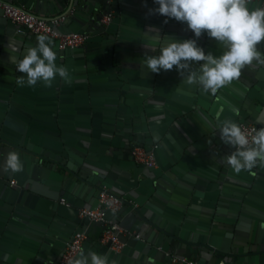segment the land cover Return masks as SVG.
<instances>
[{
  "label": "crops",
  "instance_id": "1",
  "mask_svg": "<svg viewBox=\"0 0 264 264\" xmlns=\"http://www.w3.org/2000/svg\"><path fill=\"white\" fill-rule=\"evenodd\" d=\"M5 1L45 16L70 9L63 27L92 37L72 51L53 40L57 65L73 77L70 85L57 77L51 87H22L23 74L10 56L22 58L38 36L18 34L0 9V264H57L77 228L87 232L81 251L106 254L116 264H177L166 251L264 264V167L234 173L224 163L234 148L221 142L217 127L226 118L261 127L264 67H245L213 96L185 84L175 67L156 74L142 65L145 44L158 42L149 53L158 55L166 36L195 38L186 24L146 16L158 7L153 0L147 7L144 0ZM249 7H259L258 0ZM110 9L114 16L104 31L100 19ZM198 45L215 56L223 51L206 35ZM257 47L264 53V42ZM145 141L159 145L155 168L130 153L131 145ZM10 151L21 158L19 173L3 171ZM103 185L126 199L108 217L141 235L126 234L128 247L118 255L98 243L97 224L77 217L76 207L95 205ZM21 189L75 205L48 214L23 204Z\"/></svg>",
  "mask_w": 264,
  "mask_h": 264
},
{
  "label": "clouds",
  "instance_id": "2",
  "mask_svg": "<svg viewBox=\"0 0 264 264\" xmlns=\"http://www.w3.org/2000/svg\"><path fill=\"white\" fill-rule=\"evenodd\" d=\"M252 0H153L158 7L149 8L146 16L161 15L166 17L164 23L174 19L186 24L195 38L177 41L166 36L159 45V54L155 52L157 44H145L146 49L142 65L152 73L167 72L175 67L182 81L189 86H198L204 93L215 96L222 88L237 81L245 67H264V53L258 45L264 42V6L250 8ZM147 7L146 0L144 5ZM206 35L221 45L223 51L219 56L198 45V40ZM16 51L15 48L12 49ZM16 70L22 73L17 80L20 86L35 87L42 83L51 87L59 77L66 84H71L70 71L58 66L54 41L47 35L37 38L35 47H28L22 58L10 56ZM193 64L198 67L193 68ZM184 73H187L186 79ZM256 123L261 125L246 133L231 118L217 121L219 138L222 143L234 148L224 158V163L237 175L248 172L257 166L264 167V110H261ZM23 163L17 152L10 151L3 165V171L19 173ZM150 215V213H149ZM137 251L133 259H138ZM72 264H116L106 254L83 251Z\"/></svg>",
  "mask_w": 264,
  "mask_h": 264
},
{
  "label": "built area",
  "instance_id": "3",
  "mask_svg": "<svg viewBox=\"0 0 264 264\" xmlns=\"http://www.w3.org/2000/svg\"><path fill=\"white\" fill-rule=\"evenodd\" d=\"M111 2L112 0H106ZM259 7L264 6V0H258ZM0 8L3 10L4 16L9 18L17 25V31H27L37 35H47L50 39L57 42L59 49L77 48L83 46L90 34L82 31H64L61 29L65 20L72 11L68 10L59 15L45 16L37 14L23 5L15 4L9 1L0 0ZM114 13L110 9L101 16V23L107 26L113 19ZM239 125L246 132L251 134L252 129L259 127L253 122H240ZM152 147H157V144H152ZM152 148V149H153ZM147 149L142 144H135L131 148V155L135 162L142 164L146 167H157V161L153 150ZM12 185H15L14 179L10 180ZM62 203L70 206L64 198H61ZM123 205L122 199L115 194L112 190L104 186L98 195V204L91 207H79L78 217H88L94 222H99L102 225V230L99 236V242L107 245L111 250L120 252L125 246L126 242L121 239L122 235L132 234L139 237V233H132L126 228L122 227L119 222L111 218H106V211H117ZM86 240V233L84 230H78L71 235L66 242L63 251L57 261V264H72V261L78 257ZM173 262L177 264H223L201 262L198 259L191 257H172Z\"/></svg>",
  "mask_w": 264,
  "mask_h": 264
},
{
  "label": "water",
  "instance_id": "4",
  "mask_svg": "<svg viewBox=\"0 0 264 264\" xmlns=\"http://www.w3.org/2000/svg\"><path fill=\"white\" fill-rule=\"evenodd\" d=\"M106 1V0H105ZM107 2V1H106ZM19 5H21V4H19ZM24 6V5H23ZM1 9V8H0ZM70 10V9H69ZM1 11H2V13H3V10L1 9ZM104 14V13H103ZM102 14V15H103ZM70 16H72V14H70L69 15V17ZM69 17H67V19L65 20V22H64V24L67 22V20L69 19ZM8 20L9 21H11L9 18H8ZM12 22V21H11ZM13 23V22H12ZM14 25H15V30H16V32L18 33V34H33V33H30V32H27V31H23V32H18L17 31V25L15 24V23H13ZM63 24V25H64ZM111 24V22L107 25V26H104L102 23H101V27H102V29L105 31V30H107L108 29V27H109V25ZM61 29L62 30H64V31H77V30H71V29H66V28H64L63 26L61 27ZM99 30V29H98ZM84 31V30H83ZM82 31V32H83ZM84 32H88L89 34H90V36H89V38H88V40H87V42L88 41H90V39H91V37H92V32L91 31H84ZM93 32H94V30H93ZM33 35H35V36H40V35H37V34H33ZM86 42V43H87ZM55 43H56V45H57V42L55 41ZM86 43L84 44V45H86ZM83 45V46H84ZM57 47H58V45H57ZM82 47V46H81ZM77 48H79V47H77ZM77 48H67V49H60V50H62V51H72V50H74V49H77ZM245 122H247V121H245ZM138 144H142V145H144L147 149H152L153 147H152V144H154V143H151V142H141V143H138ZM155 144H157V147H155V148H153L152 150H153V152H154V155H155V158H156V161H157V165H159V162H158V157H157V150H158V147H159V145H158V143H155ZM148 168H155V167H148ZM0 177H1V173H0ZM17 185H18V183L16 182L15 183V185H13L15 188H17ZM104 187V185L103 186H101L100 187V189L98 190V194H97V198H96V203H95V205H93V206H85V207H91V208H93V207H95L97 204H98V195H99V191L102 189ZM110 190H112L115 194H117L121 199H122V202H123V205L126 203V199L120 194V193H118V192H116L113 188H110V187H108ZM21 202L23 203V204H25V205H27V206H29V207H31V208H34V209H37V210H40V211H43V212H46V213H48V214H54L55 212H56V210H57V208H58V206L59 205H65V206H68L67 204H65V203H62L61 201H60V199L61 198H64L65 199V201L66 202H68V203H70V206L69 207H73L75 204H74V202L72 201V200H70V199H67L66 197H64V196H60L58 199H57V201H54V200H52V199H49V198H47V197H44V196H42V195H40V194H38V193H35V192H33V191H30L29 189H21ZM79 207H83V206H78V207H76V210H77V217H78V208ZM109 213H110V211H106V218H109L110 216H109ZM109 216V217H108ZM78 219L80 220V221H82V219H88V220H90L88 217H85V218H79L78 217ZM91 221V223H94V224H97L99 227H100V231H99V236H100V232H101V230H102V225L99 223V222H94V221H92V220H90ZM121 225V224H120ZM122 226V225H121ZM122 227H124V226H122ZM124 228H126V227H124ZM128 231H130V232H132V233H134L135 231L134 230H132V229H129V228H126ZM78 230H84V229H82V228H77V229H75L74 231H73V233H75L76 231H78ZM85 231V230H84ZM72 233V234H73ZM85 233H86V237H87V232L85 231ZM137 233V232H136ZM71 234V235H72ZM71 235L65 240V242H64V244H63V247H62V250H61V252L63 251V249H64V247H65V244H66V242L69 240V238L71 237ZM99 236H98V243L101 245V243L99 242ZM134 236V235H133ZM135 237V236H134ZM136 238H141V235L139 234V237H136ZM121 239L122 240H124L125 242H126V244H125V246L123 247V249L120 251V252H116V251H113V250H111L107 245H104L103 247L104 248H107V249H109L110 251H112L113 253H115V254H121V253H123L124 251H125V249L128 247V244H129V242H128V240H126V238H125V235H122L121 236ZM86 241V240H85ZM84 246V245H83ZM102 246V245H101ZM158 246V245H157ZM157 248H159V246L157 247ZM61 252H60V254H59V257H60V255H61ZM174 253H171V252H168V251H166L165 252V255L166 256H168L169 258H170V260L171 261H173L172 260V257L173 256H178V257H191V258H195V259H198L199 261H201V262H208V263H218V262H223V264H228V259L226 258V259H224V257H222L221 259H217L216 261H214V262H211L210 261V259L209 258H207V256H201V255H199V257H192V256H188V255H185V256H180V255H176V254H174ZM59 257H58V259H59ZM58 259H57V261H58Z\"/></svg>",
  "mask_w": 264,
  "mask_h": 264
},
{
  "label": "flooded vegetation",
  "instance_id": "5",
  "mask_svg": "<svg viewBox=\"0 0 264 264\" xmlns=\"http://www.w3.org/2000/svg\"><path fill=\"white\" fill-rule=\"evenodd\" d=\"M134 145H135V144H133V145L130 146V153H131V148H132Z\"/></svg>",
  "mask_w": 264,
  "mask_h": 264
}]
</instances>
